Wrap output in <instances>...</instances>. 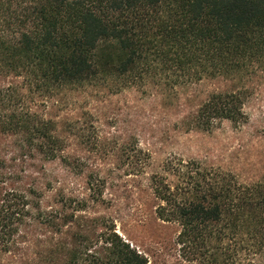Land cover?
<instances>
[{
  "label": "trees",
  "instance_id": "trees-1",
  "mask_svg": "<svg viewBox=\"0 0 264 264\" xmlns=\"http://www.w3.org/2000/svg\"><path fill=\"white\" fill-rule=\"evenodd\" d=\"M259 71L264 0H0V264H149L111 221L83 214L103 202L96 177L85 194L65 186L75 155L57 113L69 93ZM247 92H211L187 131L245 123ZM133 140L122 157L149 173L156 217L177 226L173 264H264V177Z\"/></svg>",
  "mask_w": 264,
  "mask_h": 264
},
{
  "label": "rangeland",
  "instance_id": "rangeland-1",
  "mask_svg": "<svg viewBox=\"0 0 264 264\" xmlns=\"http://www.w3.org/2000/svg\"><path fill=\"white\" fill-rule=\"evenodd\" d=\"M241 87H248L245 123L234 126L223 120L209 131H187L185 121L208 94ZM72 93L55 112L75 155L65 186L85 194L90 175L96 177L103 202L89 204L83 214L111 221L124 241L146 254L149 264L175 262L177 226L156 217L149 173L127 167L123 148L134 143L133 138L156 158L178 154L230 171L243 181L264 177V71L254 78L206 75L175 89L144 85L116 94L107 87ZM51 167L61 169L59 161Z\"/></svg>",
  "mask_w": 264,
  "mask_h": 264
}]
</instances>
